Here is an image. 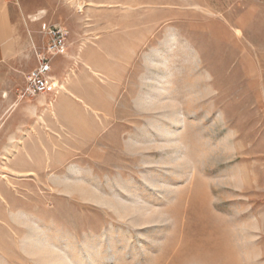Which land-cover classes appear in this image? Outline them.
Instances as JSON below:
<instances>
[{"label": "rangeland", "instance_id": "1", "mask_svg": "<svg viewBox=\"0 0 264 264\" xmlns=\"http://www.w3.org/2000/svg\"><path fill=\"white\" fill-rule=\"evenodd\" d=\"M47 5L60 87L25 96L42 35L0 67V264H264V0Z\"/></svg>", "mask_w": 264, "mask_h": 264}, {"label": "crops", "instance_id": "2", "mask_svg": "<svg viewBox=\"0 0 264 264\" xmlns=\"http://www.w3.org/2000/svg\"><path fill=\"white\" fill-rule=\"evenodd\" d=\"M49 1L53 0H0V67L23 57L27 47L36 45L37 37L51 22ZM42 42L45 44L46 39L43 38ZM53 71L54 67L52 80L55 77ZM58 79L60 81L59 76Z\"/></svg>", "mask_w": 264, "mask_h": 264}, {"label": "built area", "instance_id": "3", "mask_svg": "<svg viewBox=\"0 0 264 264\" xmlns=\"http://www.w3.org/2000/svg\"><path fill=\"white\" fill-rule=\"evenodd\" d=\"M46 39L44 47H35L37 66L26 78L25 96L37 97L48 94L54 90V81L51 73L53 61L64 56L69 44V31L62 26L52 25L42 33Z\"/></svg>", "mask_w": 264, "mask_h": 264}, {"label": "bare ground", "instance_id": "4", "mask_svg": "<svg viewBox=\"0 0 264 264\" xmlns=\"http://www.w3.org/2000/svg\"><path fill=\"white\" fill-rule=\"evenodd\" d=\"M58 87H60L59 83L54 81V88L56 89Z\"/></svg>", "mask_w": 264, "mask_h": 264}]
</instances>
